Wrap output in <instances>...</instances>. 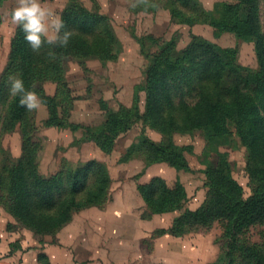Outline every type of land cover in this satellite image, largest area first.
I'll list each match as a JSON object with an SVG mask.
<instances>
[{
	"label": "trees",
	"instance_id": "obj_1",
	"mask_svg": "<svg viewBox=\"0 0 264 264\" xmlns=\"http://www.w3.org/2000/svg\"><path fill=\"white\" fill-rule=\"evenodd\" d=\"M160 2L152 0L157 7L148 10H157ZM167 2L173 20L208 23L216 37L232 33L241 42L253 43L258 68H244L238 48H223L199 37L179 50L176 38L163 41L152 34L143 36L138 41L149 64L135 88L132 105L113 109L102 101L104 121L83 125L70 120L76 97L67 79L68 63L76 61L87 71L90 60L107 63L119 58L122 44L111 18L96 6L89 9L79 0H69L60 15L65 25L62 32H74L68 47L45 45L39 53L31 50L22 26H17L0 74V208L41 238L38 244L43 245L47 235L58 234L77 213L104 206L112 184L108 166L96 160L66 163L49 176L42 173L44 145L37 110L27 111L19 105V96L10 95L8 77L15 75L47 107L43 128L83 130L82 141H92L106 153L112 152L122 134L142 123L165 138L158 142L142 133L141 151L148 163L189 171L188 146H178L175 136L202 132L208 158L214 154L217 163L208 159V193L198 209L186 208L188 198L180 181L170 186L155 177L141 185L140 192L151 214L179 213L168 230L174 236L221 223L222 254L210 264H264V234L260 242L249 236L252 227L264 225V0H225L211 11L200 0ZM48 83L55 84L54 94L46 90ZM141 93L146 95L145 111ZM16 131L22 140L19 157L3 144L5 136ZM235 137L247 150L249 195L234 178L228 153L221 151L231 147ZM45 258L41 252L39 260L45 263Z\"/></svg>",
	"mask_w": 264,
	"mask_h": 264
},
{
	"label": "rangeland",
	"instance_id": "obj_2",
	"mask_svg": "<svg viewBox=\"0 0 264 264\" xmlns=\"http://www.w3.org/2000/svg\"><path fill=\"white\" fill-rule=\"evenodd\" d=\"M79 1L89 9L98 7L111 18L122 44V53L117 60L107 63L88 61L87 71L76 61L68 63L67 79L73 96L76 97L70 115L73 123L101 124L105 119L102 101L113 109H118L120 105H132L135 88L142 82L149 64L138 41L143 36L152 34L163 41L176 38L179 50L199 37L223 48H238L239 62L246 69L255 70L259 66L253 43L241 42L232 33L216 37L214 28L208 23L189 24L173 20L168 0H161L155 11L148 10L149 8L132 9L126 0ZM200 1L205 9L211 11L217 2L225 0ZM68 2L69 0H42L58 15H61ZM15 6L16 0H7L0 13V74L7 64L15 31L10 15ZM262 21L264 23V9ZM55 88V84L46 85L49 94H54ZM140 96L141 110L145 111L146 95L141 93ZM47 117V107L42 104L37 110L39 138L44 145L40 159L42 173L52 175L66 163L77 165L91 160L105 163L112 178L109 199L104 206L91 207L77 213L73 221L58 234L47 235L43 246L38 244L41 238L20 227L9 212L0 208V215L7 213L12 218L11 222L6 218L7 221H0V256L13 250L15 245L11 242L16 240L19 243L26 241L25 246L38 251L44 250L47 245L51 248L60 246V249L68 250L75 258L80 255V259L73 256L74 264H210L221 256V223L216 222L210 229L196 230L183 237L174 236L168 230L179 213L151 214L140 192V186L148 184L155 177L163 178L170 186L180 181L188 198L186 208L198 209L208 193L205 174L208 159L217 163L214 154L208 158L202 132L175 136L178 146H188L186 156L190 165L189 171H177L168 164H149L145 159L141 151L142 133L145 132L158 142L165 138L160 132L145 127L142 123L122 134L116 140L112 152L106 153L92 141L83 142V130L75 132L71 129L43 128ZM3 144L13 156H20L22 140L19 132L5 136ZM221 149L228 153L234 178L249 195L246 148L235 137L231 147ZM262 234L264 225H256L249 232L253 242H260ZM71 254L67 259L60 255L61 262L69 261ZM46 256L48 260L45 258L43 264H53L49 256Z\"/></svg>",
	"mask_w": 264,
	"mask_h": 264
},
{
	"label": "clouds",
	"instance_id": "obj_3",
	"mask_svg": "<svg viewBox=\"0 0 264 264\" xmlns=\"http://www.w3.org/2000/svg\"><path fill=\"white\" fill-rule=\"evenodd\" d=\"M132 9L156 8L152 0H126ZM11 22L16 26H22L24 39L34 53H39L45 46L67 48L73 31H63L65 25L61 16L52 8L42 3V0H16V6L11 10ZM48 55L55 58V53L49 51ZM9 93L11 96H19V105L31 112L39 110L42 101L36 92L27 90L23 79L10 75Z\"/></svg>",
	"mask_w": 264,
	"mask_h": 264
},
{
	"label": "crops",
	"instance_id": "obj_4",
	"mask_svg": "<svg viewBox=\"0 0 264 264\" xmlns=\"http://www.w3.org/2000/svg\"><path fill=\"white\" fill-rule=\"evenodd\" d=\"M5 2H7V0L2 2L0 5V13H1V9L3 8L2 6L5 5ZM16 28L17 26L15 25V30ZM5 218L9 222L12 221L11 220L12 218L10 217L9 214L2 213V215H0V221H2ZM17 243H19L18 240H16V242L14 243L11 242V244H14L15 246L13 250L11 249L10 252H8L5 256H0V264H43L39 260V254L41 252L46 253L49 256L50 260L53 262V264H71V263L74 264L75 263L73 261V256L75 258V255H72L68 250L60 249V246H58L57 248H51V247H48L47 245V248H44V250L38 251L32 248H29L30 246L29 247L25 246L27 244L26 241L25 242L20 241L19 244ZM11 244L9 245V247H11ZM16 245H17V248H16ZM43 245H45V243ZM39 246H41V244ZM70 254H71L72 259L69 258V261L67 260L66 262V260H64V262H61L62 257L60 255L64 256L65 259H67ZM77 258L80 259V255L76 256L75 259Z\"/></svg>",
	"mask_w": 264,
	"mask_h": 264
}]
</instances>
